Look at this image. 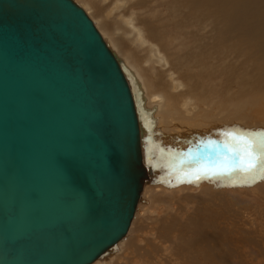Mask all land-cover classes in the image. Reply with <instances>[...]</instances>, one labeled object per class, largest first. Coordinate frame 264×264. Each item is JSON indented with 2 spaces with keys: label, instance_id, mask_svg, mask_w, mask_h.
I'll return each mask as SVG.
<instances>
[{
  "label": "water",
  "instance_id": "water-1",
  "mask_svg": "<svg viewBox=\"0 0 264 264\" xmlns=\"http://www.w3.org/2000/svg\"><path fill=\"white\" fill-rule=\"evenodd\" d=\"M151 112L74 0H0V264L115 249L148 179Z\"/></svg>",
  "mask_w": 264,
  "mask_h": 264
},
{
  "label": "rangeland",
  "instance_id": "rangeland-1",
  "mask_svg": "<svg viewBox=\"0 0 264 264\" xmlns=\"http://www.w3.org/2000/svg\"><path fill=\"white\" fill-rule=\"evenodd\" d=\"M125 2L126 5L122 9L124 13H121L137 11L135 26L144 31L147 27L144 28L142 22H145L144 25H149L147 24L149 21L158 28L165 26V30H168V38L173 36L182 39L180 44L178 40L175 45H179L180 52L187 55L181 56L183 60L186 59L185 63L191 62L185 67L182 60L184 71L178 70V62L173 58L177 54L173 53L172 46H169L171 40L166 39L171 52L165 48V43H162L165 52L154 43L161 49L158 51L167 63L168 71L180 84L182 89L179 94L180 99L188 98L192 103L194 102L192 106L194 105L197 110L199 118L202 117L200 113L207 111L216 115V119L202 117L206 119L201 120L206 122L207 126L211 123H222L221 126L216 127L218 138L232 139L230 142L232 152L216 150L213 158L219 157L220 154H226L227 158L232 155L236 159L232 158L230 164L240 160V164H246L245 161L248 159L252 161L256 159L258 163L249 164L247 168L249 170L256 167V169L264 168V16H260L261 8L255 7L257 11L253 14V19L250 17L252 11H249V20L253 22L257 20L254 23L263 24L262 28L257 26L258 33L261 32L259 36L251 37L248 32L253 30L254 23L245 27L247 36L236 34L233 23L224 17L221 10L207 21L209 19L200 15L203 12L199 11V14L194 16V12L190 13L188 7L181 5L178 0H125ZM181 3L183 4L182 1ZM91 6H94L92 2L89 7ZM262 6L264 9V0ZM93 10L88 11L91 14L88 15L89 18L98 21L96 27L99 33L106 32L104 36L107 35L106 38L117 47L118 54L131 63L143 61L142 63L145 64L147 60L145 54L139 53L137 47H130L125 37L118 38L120 34L114 33V36H117L114 39L111 32L113 28L107 31V27ZM149 13L152 15L147 16ZM226 26L229 28L227 29ZM118 29L116 28V31ZM228 31L233 33H225ZM219 32L225 33V39H230V43L217 38ZM159 33L164 36L162 29H159ZM150 69V66L146 67L148 74ZM152 73L156 76L153 80L155 85L160 82L156 85V92L163 94L168 92L169 84L164 73L157 72L156 69H153ZM231 113L234 114L233 118L230 116ZM224 132L227 134L224 135L225 138L221 137ZM226 145L229 147V143ZM235 150L240 153L259 151L261 154L245 157ZM226 161H224L225 165L228 164ZM224 164H219L218 168L222 169ZM254 169L253 174L247 175L248 177H234L236 174L234 173L231 179L226 178L225 181L198 180L199 187L189 192V198L183 191L177 194L160 192L155 198L151 195L145 207L146 211L142 212L138 208L126 238L121 242L124 243V251L129 252L138 264H176L177 259L179 264H264V194L259 189L260 186H257L264 184V173L261 170L255 172ZM256 176H260L259 179ZM249 180H252V183L247 186L245 182ZM229 182L232 184L229 185ZM262 189L264 190V187ZM256 192L259 193L258 196H255ZM144 198L140 202V208ZM160 227L163 232L158 231ZM161 244H164L165 248ZM163 252L169 255L162 256ZM157 257L158 259H155ZM100 262L102 263L103 260ZM126 263L130 264V260Z\"/></svg>",
  "mask_w": 264,
  "mask_h": 264
},
{
  "label": "bare ground",
  "instance_id": "bare-ground-1",
  "mask_svg": "<svg viewBox=\"0 0 264 264\" xmlns=\"http://www.w3.org/2000/svg\"><path fill=\"white\" fill-rule=\"evenodd\" d=\"M74 1L78 5H80L82 9L85 11V13L89 16L91 14H89L88 11L91 12L94 9L93 13L99 15V20H101L102 23L107 27V31H109V28L110 30L111 27L113 28V31L111 32L113 33L112 37L114 39L115 37H117L114 36L115 35L114 33L118 35L120 34L121 36H118V38L125 37L126 40L129 41L128 44L130 47L139 48L138 49L140 50L139 53L142 52L147 57L145 64L142 63L143 61H140L139 63H131L128 60L126 61L124 60L123 56H120L118 54L117 47L114 46L107 39L108 38L107 35L104 36L106 32L104 34L103 33L100 34L101 32L99 33L101 37L104 39V41L107 43L108 47L115 53V55L118 58L122 60L124 65L133 74L135 80L137 81L141 89V93L144 100V106L146 109H152L151 117H153L154 120L153 125L148 131L149 135L146 137V140L141 141L142 147H144L146 152L145 155H146L147 165L150 167V169L146 173V175H148V179L146 180V182L143 183L139 200L136 205V210L134 212L133 218L130 221L129 227L132 221L135 219V215L137 213L138 208L142 212L146 211L145 207L148 205V199L151 195L153 196V198H155L160 192L164 194H171V193L177 194L183 191L187 195V198H189L188 197L189 192L190 191L193 192L195 189H198L199 187L198 180L200 181V180L208 179L210 182H213V180L216 181L218 179L221 180L223 179L225 181L226 178L231 179L234 176V173H236L234 177H241L247 175L249 176V174L252 173L254 168L249 170L247 167L249 164L253 165L254 163H258V161L256 159H254L253 161L252 159L251 160L248 159L247 161H245V157L248 156L254 157V155L255 156L259 155L261 154L259 153V151L258 153L257 152L251 153V151L250 153H240L237 150H235V152L245 156L244 161L246 162V164L245 163L240 164L241 160L236 161L233 163V164H237L236 166H231L233 164L229 163L231 159L234 158L232 155L229 156V158H227L226 154L225 155L220 154L219 157L213 158L214 156L213 154L216 150H222V151L229 150L230 152H232L230 146V142L232 141V139L229 138L228 140V137L227 140L218 138V129L216 127L221 126L222 123H211L209 126H207V123L202 121L203 119H206V118L202 119V117H207L208 119L212 120L217 118L216 115L211 114L210 112L207 111V113H200L202 117L200 116L201 118H199L197 116L198 113L197 110L193 107L194 105L192 106L194 102L192 103V101L189 100L188 98L180 99L179 94H181V90H182L180 84L178 83L177 80L176 81L174 80L175 78L173 77L174 75H172L170 71H168V65L165 62L163 56L158 51V49L160 48L156 47L157 45L160 46L165 52L163 47L164 45H162V43H165L166 44L165 48H168V43L166 42V39L168 38V30H165L166 29L165 26L162 28H158L155 25L150 24L152 22L149 21H147V24L149 25H144L145 22L144 21L142 22L143 27L144 28L147 27L144 31L142 30V28L135 26L134 22L137 18L136 16L137 11L136 12L128 11V14L126 13L123 14L124 12L122 11V9L126 5L125 0H112L110 2L109 0H74ZM178 1L180 2L181 5L187 6L188 7L187 9L190 11V13L194 12V16L198 15L199 11L203 12L200 15L204 16L206 19H209L207 21H210L212 17L221 10L224 17L228 21H231V23H233L232 26L238 32V33L236 32V34H242L245 36H247L245 27L257 21L254 20L253 22L248 19V16L250 15L249 11H252V16L250 17L251 19H253L254 18L253 14L255 13V11H257L255 7L259 6V8H261V12L260 11L258 12H260L261 17L264 16L262 0H178ZM181 1L183 2V4L181 3ZM91 2L94 6H97L99 8H96L94 6L89 7ZM150 15L152 14L149 13V15L147 16ZM256 17L258 16L256 15ZM260 19L258 20L259 22ZM92 22L95 28L97 29L96 24L98 21L92 20ZM109 24L110 26H108ZM253 25H254L253 30L248 32V34H250L251 37H255L257 35L259 36L261 32L258 33L259 27L257 26H260L262 28L263 24L254 23ZM116 28L117 29L119 28L118 30H120V32H118V30L116 31ZM228 28L229 27H227V29ZM104 29L105 28H103V30ZM159 29H162L164 31V36L159 33ZM231 32L233 33V31H228L225 33L230 34ZM219 33L220 34L217 35V38H219L220 40L223 39L226 42L230 43L231 41L230 39H225L226 38L225 33L224 34L223 32H219ZM145 34H146V38H144ZM175 36L177 37L178 35ZM168 39L171 40V44H169V46H172L173 53L177 54L173 56V58H176L174 60L178 62L177 63L179 65L178 70H182L183 64L185 63L186 60V59L183 60L182 57L187 55H185V53L182 54L183 52H180L181 48L178 47L179 45L178 46L175 45L178 40L179 43L180 40L182 39L179 38L176 39L173 38V36H171ZM154 42L157 45H155ZM197 46L200 47L199 45ZM233 47L234 45L232 46V48ZM168 50L171 52L169 48ZM132 56L134 55L132 54ZM182 60L184 61V63L182 62ZM188 63L191 62H186L184 64L185 67L187 66ZM148 66H150L151 68L149 74L148 71H146V67ZM153 69H156L157 72L164 73V75L166 76L165 79H167V82L169 84V87L167 88L169 89L168 92H165L164 94L160 91L158 92L162 94L156 92V85H158L160 82L158 84L156 83V85L153 82V80L156 77L155 75H153L154 73H152ZM196 89L200 90L199 87H196ZM233 115H234L233 113L230 114L232 118ZM238 125L235 124V126ZM206 126L208 128H206ZM210 126L211 129H209ZM225 132L221 137H224V135L226 134ZM226 143H229V147H227L228 144L226 145ZM226 160L228 161L227 165L224 164V161ZM219 164H224L222 169L218 168ZM244 165L247 166L245 167ZM246 168L248 170H246ZM256 168L254 169L256 170L255 172L261 170L262 173H264V168L262 167L260 169H256ZM250 176L254 177V175L253 176L250 175ZM260 176H256V178L258 177L259 179ZM241 179H235V180L242 182ZM245 183L247 184V186H249L252 183V180H249V182H245ZM231 184L232 183H230L229 185ZM257 186H260L259 189L262 191V194H264V190L262 189L264 187V184ZM145 194L147 196H145ZM256 195L258 196L259 193L256 192L255 196ZM143 197H145L144 202L141 206L142 208H140L139 205ZM128 229L126 230L124 236L116 242L115 249L107 251L105 255L96 258L90 264H127L126 262L128 260H130V264H138V262L134 259L132 255H130L129 252L124 251L123 249L124 243L123 244L121 243L123 239L126 238L125 236L128 232ZM158 231L163 232L164 230L162 229V227H160L158 228ZM161 246L165 248L164 244H161ZM166 254L168 253L163 252L162 256H166ZM155 259H158V257ZM100 260H103V262L101 263ZM178 261L179 260L177 259L176 264H179ZM152 264H160V263H152Z\"/></svg>",
  "mask_w": 264,
  "mask_h": 264
}]
</instances>
